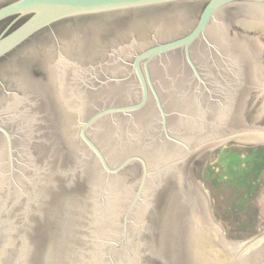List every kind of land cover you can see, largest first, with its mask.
Masks as SVG:
<instances>
[{"label": "water", "instance_id": "95a60500", "mask_svg": "<svg viewBox=\"0 0 264 264\" xmlns=\"http://www.w3.org/2000/svg\"><path fill=\"white\" fill-rule=\"evenodd\" d=\"M11 17L0 59L24 58L0 70V264H264V225L226 238L192 168L264 143V98L244 114L264 87V0H8ZM62 24L57 114L30 61ZM101 36L121 75L94 91L95 55L81 61Z\"/></svg>", "mask_w": 264, "mask_h": 264}, {"label": "rangeland", "instance_id": "374dc122", "mask_svg": "<svg viewBox=\"0 0 264 264\" xmlns=\"http://www.w3.org/2000/svg\"><path fill=\"white\" fill-rule=\"evenodd\" d=\"M257 37L264 44V35ZM235 139L207 150L192 168L226 238L241 241L259 234L264 225V143Z\"/></svg>", "mask_w": 264, "mask_h": 264}, {"label": "flooded vegetation", "instance_id": "af4514ba", "mask_svg": "<svg viewBox=\"0 0 264 264\" xmlns=\"http://www.w3.org/2000/svg\"><path fill=\"white\" fill-rule=\"evenodd\" d=\"M8 0H0V6L2 4L7 3ZM13 18H7L0 22V33L3 32V30L11 23ZM15 25V24H14ZM13 25V26H14ZM55 31V32H54ZM51 30L49 28H46L39 32L33 41V45H36L38 47V53L36 59H32L30 61V67L33 70L35 76L37 77L38 83L41 85V87L45 90V93L49 97L50 100L53 102V111L56 110L57 114H59L62 110L59 106V86L55 78V65L58 63L63 55H66L67 53L63 49V47L71 46L73 45V40H75V36L73 34V29L70 28V26L67 25H60L59 27H55V29ZM79 31V30H78ZM241 32V31H240ZM120 34V33H119ZM245 38H247L246 33H240ZM87 36V35H86ZM114 36V35H112ZM119 36V35H118ZM109 37H98L100 41L103 43L101 44H93V51L89 50L88 47H91V44L88 43V45L85 43L84 45V52L86 56L82 59L81 62L85 61L84 64H90L92 63L91 60L87 57L90 55H95V60H93L95 66L94 68L89 69L91 66H86L87 68L84 69L85 73H90L93 77L94 83L93 85L90 83H87V88L98 91L102 88H104L106 85L102 84V80H107L109 76H117L121 75L118 72H107V66H106V60L107 59V53H108V43L107 41L111 40ZM117 37V36H116ZM96 38V40H98ZM89 35L86 37V41L89 40ZM95 40V39H94ZM67 41V42H64ZM45 49V50H44ZM19 58L20 61L24 58V52L21 51V53H13L10 55H7L3 59H0V70L1 69H9L10 66L13 65V62H15V59ZM121 55L117 56V59H120ZM99 57V58H97ZM119 57V58H118ZM109 62V60H108ZM263 68V67H262ZM55 78V79H54ZM104 86V87H103ZM264 98V87H260L259 89H254L252 92L249 93L247 97L246 107L244 110V114L246 115L248 113V105H250V101L252 99L259 100ZM62 106V105H61ZM247 110V112H246Z\"/></svg>", "mask_w": 264, "mask_h": 264}]
</instances>
